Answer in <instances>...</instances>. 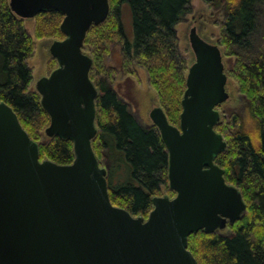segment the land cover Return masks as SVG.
Masks as SVG:
<instances>
[{"label":"water","instance_id":"95a60500","mask_svg":"<svg viewBox=\"0 0 264 264\" xmlns=\"http://www.w3.org/2000/svg\"><path fill=\"white\" fill-rule=\"evenodd\" d=\"M9 4L24 19L45 11L64 15L60 28L66 37L50 46L58 66L37 81L36 90L51 119L46 134L73 141L75 159L41 160L39 143L0 100V264H199L189 236L225 229L246 210L239 189L215 161L227 147L215 128L217 107L230 96L220 45L192 27L195 61L186 77L180 126L160 105L149 113L169 152V186L176 195L154 196L144 219L112 203L107 168L92 144L99 92L83 43L91 26L107 19L110 1Z\"/></svg>","mask_w":264,"mask_h":264},{"label":"trees","instance_id":"16d2710c","mask_svg":"<svg viewBox=\"0 0 264 264\" xmlns=\"http://www.w3.org/2000/svg\"><path fill=\"white\" fill-rule=\"evenodd\" d=\"M109 1L107 19L92 25L83 43V51L93 61L90 78L99 92L92 144L107 168L112 203L147 219L154 196H162L163 191L170 198L176 195L169 186V152L158 127L143 124L114 87L113 70L105 57L113 45L121 43L127 60L146 68L169 121L180 126L189 64L180 51L176 25L189 11L191 0ZM205 1L224 9L220 44L227 57H236L235 68L229 72L239 83L250 115L246 121L242 111L232 110L215 126L227 142L215 161L225 170L226 181L239 189L246 210L240 219L228 223V233L199 230L191 234L188 248L199 264H264V53L252 54L264 0ZM123 6L131 11L132 39L122 25ZM34 19L36 37H66L60 28L62 13L40 12ZM34 50L35 40L25 19L12 11L9 0H0V100L13 107L39 143L41 160L70 164L75 159L73 141L45 132L51 119L41 95L32 88L28 60Z\"/></svg>","mask_w":264,"mask_h":264},{"label":"rangeland","instance_id":"374dc122","mask_svg":"<svg viewBox=\"0 0 264 264\" xmlns=\"http://www.w3.org/2000/svg\"><path fill=\"white\" fill-rule=\"evenodd\" d=\"M259 25L256 35L253 37L252 54L264 53V7L260 8ZM225 18L223 7L215 8L206 3L205 0H191L189 11L181 18L176 25L179 38L180 51L186 58L189 66L195 61V55L191 48L189 34L192 27L196 26L199 34L207 41L220 45L224 54V63L228 75L227 91L229 98L224 103L218 105L217 109L221 117L229 115L232 110H239L246 121H249L247 101L239 91V83L230 75V70H234L236 57H227L225 47L220 44L222 29L220 23ZM26 27L35 40V50L28 62L33 69L32 88L36 89L37 81L44 76H49L53 69L58 66V61L52 56L50 46L54 38H38L35 36V19H25ZM122 25L126 36L133 37L132 15L128 7L123 6ZM106 65L113 72V84L119 94L128 101L131 110L140 118L143 124H152L150 111L155 106L161 105L158 93L149 83V75L142 65L136 61H128L124 56L121 43L111 47V53L105 57ZM179 126V125H177ZM44 137L47 135L44 132ZM162 196H169L163 191ZM170 197V196H169ZM220 233H228L229 229H218Z\"/></svg>","mask_w":264,"mask_h":264}]
</instances>
